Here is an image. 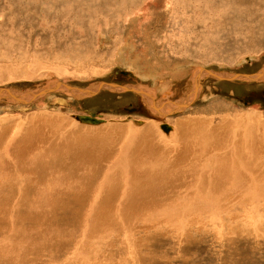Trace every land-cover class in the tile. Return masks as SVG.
Here are the masks:
<instances>
[{
  "label": "rangeland",
  "instance_id": "obj_1",
  "mask_svg": "<svg viewBox=\"0 0 264 264\" xmlns=\"http://www.w3.org/2000/svg\"><path fill=\"white\" fill-rule=\"evenodd\" d=\"M209 1L134 0L124 12L122 3L107 0H0V87L37 90L60 81L94 92L102 82L118 86L107 85L92 96L55 88L28 104L0 103V132L7 131L19 141L25 129L34 127L39 133L49 123L59 122L64 130L75 126L79 134L112 125L109 139L119 134L128 137V131L120 133L121 127L153 124L158 135L170 138L176 120L189 114L257 112L264 116V75L255 79L256 73L264 71V33L235 30L232 34L222 29V23L214 24L219 21L207 12L206 16L194 13L199 4L206 9ZM246 1L243 15L254 17L256 3ZM217 8L213 14L222 12L224 18L222 7ZM237 38L241 41L235 43ZM202 67L222 78L202 71L196 96L194 77ZM179 69L181 76H173ZM238 73L252 76L223 78ZM125 87L151 89L158 104L169 99L189 105L175 110L171 104L164 108L165 115L158 114L142 95ZM91 112L104 122L77 120ZM163 124L171 130L164 131ZM43 144V138L38 139V147ZM131 192L125 194L131 205L120 206L121 214L109 215L94 226L90 216L74 214L92 215L94 206L96 210L119 206L125 198L113 197L111 204L103 206L107 195L55 191L52 210L20 208L15 217L10 208L0 209V264H264V199L258 197L264 191H235L234 200L231 196L221 200L222 212H197L199 222L195 219L193 224L189 216L194 212L184 210L182 216L190 222L181 220L176 207L194 200L196 191H155L140 198L134 191L130 199ZM200 192L203 197L194 200L197 204L211 199L209 191ZM166 201L174 208L157 207L160 203L164 207ZM148 206L146 211L153 214L162 209L165 221L148 219L152 225L144 220L143 224L141 209ZM167 217L179 219L170 222ZM3 244L14 250L6 251Z\"/></svg>",
  "mask_w": 264,
  "mask_h": 264
},
{
  "label": "bare ground",
  "instance_id": "obj_2",
  "mask_svg": "<svg viewBox=\"0 0 264 264\" xmlns=\"http://www.w3.org/2000/svg\"><path fill=\"white\" fill-rule=\"evenodd\" d=\"M251 1L256 3L254 10L252 9L255 13L251 12L254 17L248 15L244 17L243 15L242 10L246 5V0H210L206 4V9L205 4L202 3L196 9L194 8V13L199 15L207 12V15H212L213 19L219 21L214 24L220 26L222 23V27L224 26L222 29L224 31L226 29L232 34L235 30L250 35L251 33H264V0H250V4ZM107 2L122 3L124 12H126L128 5L133 3L134 0H107ZM217 7H222L220 11L224 12V18H222V12H219V15L215 12L217 18L213 16L215 15L213 12ZM116 12L118 13V11ZM211 17L208 21L211 20ZM235 39L233 38V40ZM238 40L234 42L241 41ZM203 72L205 74L206 71ZM182 73L181 69L176 70L175 73L172 72L173 76L178 77ZM165 75L166 73L163 76ZM197 75L198 73H196L194 79ZM263 75H260V78ZM256 77L258 75L255 76V79ZM223 78L235 79L240 77L238 74H229L228 77L223 76ZM247 79H251V77ZM262 79H264V76ZM163 85L166 86L167 84ZM114 86L115 88L118 87L117 84ZM58 89L73 90L66 86ZM99 89H96L95 93L88 90L76 91L75 95L86 94L85 96H92V94H96L101 90ZM132 89L134 87H125V90ZM137 90L142 91L139 94H143L142 97L145 102L149 103L150 98H154L157 103L154 94L150 91L151 89ZM15 93L19 98L27 99L22 92L16 91ZM12 101L14 100H10V102ZM179 103L186 102L182 100L178 101ZM166 104L165 107L168 109L171 104L177 106L169 99L166 100ZM151 109L160 114V111H156L155 108L151 107ZM161 113L165 115L166 111ZM197 114H189L177 119L175 122L176 130L170 138L164 137L166 135L162 133L160 135L163 136L158 135L153 124H148L140 129L120 126V133L128 131V137H122V134H119V136L116 135L115 138L111 136L109 139L107 133L110 131L109 129L112 132V125L102 127L99 129L101 131L94 128V130H85L87 133L83 130V133L79 134L76 133L77 128L73 129L75 126L73 128L69 126L64 130L59 122L49 123L48 126H45L43 132L37 133V129L34 127L25 129L23 135L21 134L22 140L19 141L10 136L7 131L0 132V209L4 211L10 208L15 217H17L16 212L20 208L30 211L34 208L47 207L52 210L50 205L56 197L55 191H82L83 196L86 195V191H94L97 194L107 195L109 199L102 204L103 206L111 204L114 200L113 197L115 200L119 197L121 201L125 198L123 201L125 203H120L119 206L102 210H96L94 206L92 215H89V213L74 214V216L79 217L90 216L88 218L94 221L92 222V226H94L109 215L115 214L114 217H117L121 214V207L126 209L131 205L127 203L129 199L125 196L128 191H132L128 195L130 199L135 196L134 191H138L139 198L155 191H196L194 196L190 194L195 201L203 197L200 191H204V193L209 191L211 199L204 200L199 204L191 197L190 200H184V203L178 199L183 204L182 207H176L177 216L179 215L182 220L184 210L190 209L192 214L194 212L193 217L189 216L191 222L186 218L183 219L193 224L192 221L198 217L197 212H222L224 206L221 204V200L226 197L229 198V196L234 200V194L232 193L235 191H264V116L257 112L223 113L219 115ZM77 120L82 122L78 116ZM103 122L104 120L100 123ZM163 125L162 129L164 131L169 132L171 130V126L165 124L166 127L163 128ZM71 135L75 136L72 137ZM40 138H43L44 144L38 147V139ZM27 141H29L28 144ZM114 192L115 194H113ZM118 193L123 196H118ZM263 194L258 195L261 201L264 199ZM216 195L218 198L215 200L213 196ZM155 198L157 197L155 196ZM245 198L247 197L244 195L243 199ZM166 202V204L164 202V207L162 203L157 207L166 208V210L174 208L167 206L169 201ZM150 207H145V211L141 209L140 213L142 214V221H147V223L150 220L161 218L162 209L159 213L154 212L153 214V211L151 213L146 211ZM173 212L175 214V211ZM169 217L173 218L174 216ZM176 219L179 218L176 217ZM197 222H199L198 219ZM161 223H157V225ZM2 247L6 251L14 250V247H7L6 244H3Z\"/></svg>",
  "mask_w": 264,
  "mask_h": 264
},
{
  "label": "water",
  "instance_id": "obj_3",
  "mask_svg": "<svg viewBox=\"0 0 264 264\" xmlns=\"http://www.w3.org/2000/svg\"><path fill=\"white\" fill-rule=\"evenodd\" d=\"M204 70L206 71V73H208L211 76H215L218 79L222 78L221 75L215 73L212 70H209V69H206V68H203V67L200 68V71L198 72V75L194 79V85H195L194 93L196 95L198 94V92L200 91V88H201L200 74H202V71H204ZM262 74H263V71H261L260 73H256V75H258V76H260ZM235 75H237V74H235ZM238 76L239 77H243V78H248L249 76H252V74L238 73ZM107 85L114 86L115 84L108 83V82H102V83L99 84V87H101L100 89H102L103 87H105ZM64 86L68 87L69 89H73L72 90L73 92H75V91L83 92V91H87V90L90 91V89H84V88L72 86V85H69V84H63L60 81H56L53 85L51 84V85H48L46 87H43V88H40V89H37V90L29 89V90H25L24 91V90L18 89L16 87L14 88V87L2 86V87H0V103L9 104V103H11L10 100H14V101H12V104H17V103L28 104V103L33 102V101L37 100L38 98L44 96L46 93H49V92L52 93L54 91H57V90H55L56 87H58V88L63 87L64 88ZM122 86H124V85H122ZM126 89H131V88H126ZM132 90H134V91H136L138 93H142V91L137 90L135 88L132 89ZM16 91H22L24 96L27 99H24L23 97L19 98L16 95V93H15ZM141 95H143V94H141ZM151 99H152V103L150 102L148 104H150V106L152 105L153 108L157 109L158 111H160V114H162L161 112H163V109L166 108L165 106L167 105L166 101L163 102L162 104H158V103L155 102L154 98H151ZM173 104L177 105L175 107L177 109L184 108L187 105H189V103H187V105H186V103H179L178 104V102H173ZM78 117H79V119L82 122H85V123L98 124V123H100L102 121V119H98L97 118V113H95V112H91L90 115H79ZM164 127H166V125H163V128ZM167 129H168V126H167Z\"/></svg>",
  "mask_w": 264,
  "mask_h": 264
}]
</instances>
